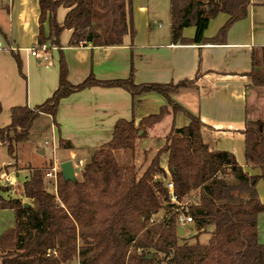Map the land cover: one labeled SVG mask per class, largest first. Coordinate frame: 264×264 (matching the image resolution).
Here are the masks:
<instances>
[{
  "label": "trees",
  "instance_id": "1",
  "mask_svg": "<svg viewBox=\"0 0 264 264\" xmlns=\"http://www.w3.org/2000/svg\"><path fill=\"white\" fill-rule=\"evenodd\" d=\"M252 2L170 0L172 40L223 43L233 23L247 17ZM60 6L68 8L63 23L57 19ZM40 12L39 50L44 44L60 46L65 29L73 30L72 45H121L125 34H135L132 0H40ZM219 13L229 17L217 36L209 38L205 32ZM190 26L196 27L195 36L184 37ZM260 53L264 62V47ZM61 60L55 93L41 105L14 108L10 124L0 127V143L13 158L12 166L17 165L18 147L27 142L35 121L42 114L55 119L62 98L90 85L123 87L134 98L158 92L167 104L139 122L118 120L111 140L92 151L80 177L66 180L61 169L57 172L56 192L46 181L52 160L43 167L28 165L23 183L28 206L11 197L8 185L0 184V209L13 210L15 222L0 235L1 264H264L259 232L264 202L257 184L264 179V121L248 120L243 131L247 163L262 169L261 174L250 175L232 152L214 149L206 141L205 123L197 114L172 99L195 80L137 84L132 67L128 78L103 81L90 74L72 84ZM253 78L264 85L263 71L254 69ZM167 105L177 107L187 125L171 129L144 170L123 163L117 152L129 150L134 155L139 138L168 115ZM11 165L4 169L8 172ZM2 172L0 168V179ZM169 178L176 202L171 201ZM180 213L193 218L196 242L179 234ZM206 232L210 237L202 244L199 236Z\"/></svg>",
  "mask_w": 264,
  "mask_h": 264
},
{
  "label": "crops",
  "instance_id": "2",
  "mask_svg": "<svg viewBox=\"0 0 264 264\" xmlns=\"http://www.w3.org/2000/svg\"><path fill=\"white\" fill-rule=\"evenodd\" d=\"M152 9L142 0H132L135 34H125L121 45H72L73 30L65 29L60 46L41 49L34 56L30 49L37 47L40 33V0H0V127L10 124L14 108L41 105L55 93L61 59L72 84L85 81L90 74L103 81L128 78L133 67L137 84L195 80L173 93L172 99L200 117L205 123L203 135L214 149L232 152L250 175L261 174L260 167L247 163L243 131L248 120L264 121V85H257L253 78L254 69L264 72L260 53L264 47V0H253L247 17L233 23L223 43L173 41L170 3L168 28H163L162 22L155 24L159 18ZM67 11L63 6L57 9L60 23ZM228 17L219 13L210 21L205 35L216 37ZM196 31L194 26L186 27L183 36L193 38ZM164 97L150 92L134 98L123 87L90 85L62 98L55 119L49 114L38 118L48 116L45 128L51 130L53 167L60 170L63 162L72 161L74 170H81L92 151L111 140L118 120L139 122L159 112L167 104ZM188 122L183 113L168 114L143 139ZM64 142L72 146H64ZM1 174L0 184L8 185L11 197H15L16 179L5 169ZM25 174L28 176V172ZM51 181L55 182L53 178ZM257 184L264 202V179Z\"/></svg>",
  "mask_w": 264,
  "mask_h": 264
},
{
  "label": "rangeland",
  "instance_id": "3",
  "mask_svg": "<svg viewBox=\"0 0 264 264\" xmlns=\"http://www.w3.org/2000/svg\"><path fill=\"white\" fill-rule=\"evenodd\" d=\"M143 3L153 8L154 12H157V16L159 19L155 21L157 25L158 22H162L163 28H168L169 19H170V9L169 3L170 0H142ZM165 98V97H164ZM166 100V99H165ZM168 114L176 113L179 111L177 107L167 105ZM180 112V111H179ZM47 116V115H45ZM45 116L42 119H37L35 121V126L32 128L30 135L27 139V142L22 143L18 147L17 151V165L9 167L8 174L13 176L16 179L17 190L14 193L15 197L25 198L23 183L26 179V174L28 170H26L28 165H33L36 167H43L47 163H50L52 159V136L51 130L45 128ZM48 117V116H47ZM49 119V118H48ZM50 124V122H48ZM148 130L146 131V135L148 134ZM168 129H162L158 131L155 136L151 137V139H143L145 137H141L138 140V146L136 148L135 154L129 150L118 151L117 155L120 160L124 163H135L137 167H141L140 171L144 170L152 157L155 155V152L158 148H160L166 141V135L169 133ZM45 140L49 141V143H45ZM45 148V152L41 153V150ZM57 155V152L56 154ZM59 155V153H58ZM59 157V156H58ZM13 158H10L8 154V150L5 146H0V168L4 171V167L9 165ZM16 161V160H15ZM12 163V162H11ZM19 169V170H18ZM19 171L18 173H16ZM75 172H77V177H80L81 172L80 168L76 167ZM51 178H47V187L48 189L56 192L54 182L51 181ZM14 212L10 209H0V235L1 233L14 225ZM259 232H260V241L264 243V213L261 214V218L259 219ZM185 236L187 238L191 237V242H196L197 239L194 237L195 229L194 224L190 223L185 226ZM210 233H202L199 236V240L202 244H206L209 240ZM0 264H1V255H0Z\"/></svg>",
  "mask_w": 264,
  "mask_h": 264
},
{
  "label": "built area",
  "instance_id": "4",
  "mask_svg": "<svg viewBox=\"0 0 264 264\" xmlns=\"http://www.w3.org/2000/svg\"><path fill=\"white\" fill-rule=\"evenodd\" d=\"M80 45H83V43H79ZM48 45L47 44H44L41 49L43 51H47L48 50ZM32 55L36 56L39 52V49L37 47H33L30 49ZM59 171V169L57 170V168L53 167L50 171L47 172V175L46 177L47 178H53L55 180V185H56V180H57V172ZM11 182V181H9ZM167 186L169 188V191H170V196H171V201H175L176 202V198H175V194H174V187L173 186V183L171 182V179L169 178L167 180ZM178 224H179V227L183 228V230L185 231V226L190 224V223H193L194 220L191 216H186L184 213H180L178 215Z\"/></svg>",
  "mask_w": 264,
  "mask_h": 264
},
{
  "label": "water",
  "instance_id": "5",
  "mask_svg": "<svg viewBox=\"0 0 264 264\" xmlns=\"http://www.w3.org/2000/svg\"><path fill=\"white\" fill-rule=\"evenodd\" d=\"M140 133H142V132L140 131ZM60 169H61V172L63 173L64 178L66 180H76L77 175H76V172L74 170V166H73L72 161L63 162L60 166ZM25 206H28V204L25 203ZM178 232L181 235H185L184 234L185 231L181 227L178 228ZM148 257L149 258L153 257V254H150Z\"/></svg>",
  "mask_w": 264,
  "mask_h": 264
}]
</instances>
